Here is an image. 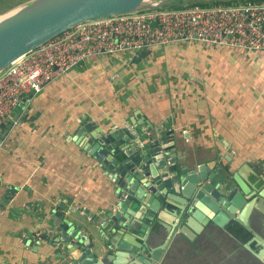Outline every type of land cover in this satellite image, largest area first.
I'll list each match as a JSON object with an SVG mask.
<instances>
[{"label":"crops","instance_id":"1","mask_svg":"<svg viewBox=\"0 0 264 264\" xmlns=\"http://www.w3.org/2000/svg\"><path fill=\"white\" fill-rule=\"evenodd\" d=\"M142 51L89 58L23 96L11 128L0 129V264H65L70 258L51 229L58 212L92 226L95 240L105 221L112 235L109 214L140 223L141 212L120 208L117 190L89 154L95 146L80 132L85 123L97 130L125 123L132 133L146 121L168 124L181 143L178 159L233 170L248 162L258 176L247 168L246 179L256 190L263 186L264 51L200 41L151 47L138 58ZM168 206L164 221L178 212ZM228 244L224 235L196 234L172 246L166 264H238L226 257Z\"/></svg>","mask_w":264,"mask_h":264},{"label":"water","instance_id":"2","mask_svg":"<svg viewBox=\"0 0 264 264\" xmlns=\"http://www.w3.org/2000/svg\"><path fill=\"white\" fill-rule=\"evenodd\" d=\"M127 1L27 0L7 9L0 13V72L83 21L162 6L171 0L125 6ZM147 54L143 50L138 58ZM16 118L1 123L0 129L11 128ZM138 129L137 133L116 127L97 130L92 123L83 124L80 132L87 130L95 146L89 154L117 190L120 208L137 207L142 217L131 225L118 212L109 214L116 219L107 227L112 235H105V221L97 231L102 240H95L92 226L58 212L51 229L53 242L61 243L70 258L65 264H166L172 246L189 243L206 231L226 237L231 248L227 258L238 264H264V184L256 190L246 179L247 168L258 176L250 163L233 170L223 163L178 159L181 143L168 124L146 121ZM12 190L6 189L5 196ZM171 202L178 216L164 221L160 214Z\"/></svg>","mask_w":264,"mask_h":264},{"label":"built area","instance_id":"3","mask_svg":"<svg viewBox=\"0 0 264 264\" xmlns=\"http://www.w3.org/2000/svg\"><path fill=\"white\" fill-rule=\"evenodd\" d=\"M191 41L264 51V0L144 7L74 25L0 72V124L13 121L23 96L38 93L45 84L93 56ZM123 126L133 132L129 125Z\"/></svg>","mask_w":264,"mask_h":264},{"label":"rangeland","instance_id":"4","mask_svg":"<svg viewBox=\"0 0 264 264\" xmlns=\"http://www.w3.org/2000/svg\"><path fill=\"white\" fill-rule=\"evenodd\" d=\"M26 0H3L1 2L0 5V12H3L4 10L12 7L13 5H18L20 3L25 2ZM230 1H234V0H171L170 2L166 3L165 5L168 4H174V5H185V4H189V3H194V4H198V3H223V2H230Z\"/></svg>","mask_w":264,"mask_h":264},{"label":"bare ground","instance_id":"5","mask_svg":"<svg viewBox=\"0 0 264 264\" xmlns=\"http://www.w3.org/2000/svg\"><path fill=\"white\" fill-rule=\"evenodd\" d=\"M164 1L165 0H128L125 6L139 4L140 2L145 3V5H152L162 3Z\"/></svg>","mask_w":264,"mask_h":264},{"label":"trees","instance_id":"6","mask_svg":"<svg viewBox=\"0 0 264 264\" xmlns=\"http://www.w3.org/2000/svg\"><path fill=\"white\" fill-rule=\"evenodd\" d=\"M3 0H0V5H1V2H2ZM235 1H238V0H235ZM198 4H200V5H203V4H208V3H198ZM179 5V4H178ZM178 5H174V4H168V5H165V7H177ZM1 13V12H0Z\"/></svg>","mask_w":264,"mask_h":264}]
</instances>
